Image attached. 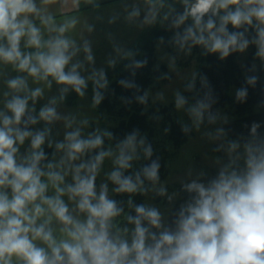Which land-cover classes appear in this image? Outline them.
I'll return each instance as SVG.
<instances>
[{
	"label": "clouds",
	"instance_id": "9594fccd",
	"mask_svg": "<svg viewBox=\"0 0 264 264\" xmlns=\"http://www.w3.org/2000/svg\"><path fill=\"white\" fill-rule=\"evenodd\" d=\"M180 2L183 12H176L168 0H143V7L131 6L126 20L139 21L140 27L169 22L177 30L172 42L189 53L200 46L205 55L218 54L223 60L255 46V57L264 61V0ZM76 24L72 19L54 25L37 0H0V64L27 74L5 81L8 91L0 109V264H264V137L256 122L248 139L228 142L227 161L213 177L182 184L188 199L170 222L158 207L133 205L129 198L135 215H128L127 221L133 228L130 233L127 228L115 229L114 221L124 208L109 195L107 182L97 186L106 159L113 165L106 178L116 194L155 190L164 196L166 188H156L160 163L151 159L153 148L139 130L105 147V138L114 139L112 132L97 128L84 135L81 126L88 125L87 119L73 128L76 118L57 111L69 91L84 97L89 82L95 107L104 99L101 90L109 86L105 69L94 66L91 42L78 43L68 34ZM114 50L121 59L131 60L125 67L133 76L147 63L132 59L136 53L131 50L119 46ZM116 63L108 60L109 67ZM29 77L49 89L53 82L61 86L59 97H52L38 113L35 103L44 89L30 88ZM257 81L256 75L245 77L246 85L254 87ZM201 83L208 91L191 104L175 93L176 108L187 105L197 130L205 120L216 123L219 118L211 110L215 101L206 77ZM119 84L139 90L131 80L121 79ZM194 88L195 78L187 84V90ZM235 95L243 102L248 88L237 89ZM147 96L145 92L136 100L146 104ZM60 120L72 130L55 142L62 153L59 160H48L43 146L47 141L52 147L53 141L47 125ZM41 121L46 126L33 129ZM182 130L191 129L185 124ZM222 135L224 129H217V136ZM26 140L29 148L21 153ZM141 158L150 162L135 170L134 162Z\"/></svg>",
	"mask_w": 264,
	"mask_h": 264
},
{
	"label": "trees",
	"instance_id": "16d2710c",
	"mask_svg": "<svg viewBox=\"0 0 264 264\" xmlns=\"http://www.w3.org/2000/svg\"><path fill=\"white\" fill-rule=\"evenodd\" d=\"M175 9L176 12H181L180 9ZM186 24L188 23L186 22ZM183 27H181V31ZM229 28L231 30V25H229ZM175 31L177 30L172 29L169 22L149 27L132 50L136 53L132 59L146 60L147 63L143 67L135 69L134 76L132 75L133 70L125 67V65L131 63L130 59H121L117 61L114 67H108L106 75L109 86L107 89L101 90L104 99L99 105L95 106L99 117L104 120L107 119L111 123L106 126L105 130L114 134L113 140L105 138V146L114 145L117 140L123 139L126 134L133 130H139L140 134L146 137L147 142L153 148L151 159L159 160L160 180L166 178L168 174V158L194 134V127L179 118L174 111V103L154 102L149 96H147L146 104H141L136 100L137 96L143 95L145 92L148 94L149 89L159 88L171 79L168 64L159 61L158 44L176 55L179 66L187 67L193 61L197 63L195 75L183 87V96L187 98L189 104L202 97L208 91V88L202 86L201 77H206L215 101L212 105V112L217 113L219 107L227 106L233 115V118L224 123L225 135L231 141L240 140L243 142L248 139L253 122L260 124L258 132L264 137V62L262 63L255 57V46L249 47L248 56L243 61H240V53H233L223 60L219 58L218 54L205 55L200 46H194L190 53L187 49H184L187 52L184 57H181L183 50H180L172 42ZM249 34L254 35V31L250 30ZM253 65H255L254 70H252ZM248 75L258 76V81L254 87L245 84V77ZM193 78H195V88L189 91L187 90V84ZM121 79L134 81L139 90L123 88L119 84ZM234 85L238 89L241 87L248 88V96L243 102L237 101L236 93L233 96L230 94L229 90ZM87 91L92 92L93 99L92 85L88 87ZM73 101L68 100L67 102L73 103ZM126 101H130V103ZM185 108H187V105ZM188 121H191L190 118ZM204 123L209 122L205 120ZM185 124L191 129L187 133L182 130V126ZM44 151L48 160H52L53 148L46 145ZM148 162L150 161L141 158L139 161L134 162V169L138 170L141 165ZM200 180H208V177ZM149 183L145 181L146 185H149ZM182 184L180 185L182 196L174 202L169 210L168 222L174 218L180 205L188 199V194L183 191ZM150 191L145 194L115 193L113 199L117 200L124 208L122 215L114 221L115 229L122 232L124 228H127L129 233L131 232L133 225L128 223L127 216L135 215V212L134 207H129L128 200L131 198L133 205L146 204V198Z\"/></svg>",
	"mask_w": 264,
	"mask_h": 264
},
{
	"label": "rangeland",
	"instance_id": "374dc122",
	"mask_svg": "<svg viewBox=\"0 0 264 264\" xmlns=\"http://www.w3.org/2000/svg\"><path fill=\"white\" fill-rule=\"evenodd\" d=\"M86 0H49V3L43 4L42 0H37V4L44 9L46 15L53 17V24L60 26L67 21L72 19L77 20L75 28L69 31V35L77 40L78 43H82V40L87 39L91 42L92 51L94 55V66L96 68H104L105 71L109 67L108 60L115 59L118 60V55L116 52H106V47L92 45V37L89 36L87 27L89 22L85 20L87 17L89 7L84 8L86 10H76L82 7V4ZM169 3L173 4L175 8L180 9L181 12L184 10L183 4L180 0H168ZM99 16H102L98 11L94 12ZM188 24L191 21H186ZM39 26V20H36ZM163 23L159 22V25ZM30 51V49H29ZM186 50H183L181 57H184ZM249 53V48L244 52L240 53V61L247 58ZM157 54L160 62H165L168 64L169 73H171V79L156 89H149L148 96L154 102L162 103H174L175 104V93L179 92L183 95V87L186 82H188L197 70V63L195 61L187 67L179 66L176 61V55L167 51L161 44L157 46ZM83 54L81 53V58ZM261 61V60H260ZM264 61H262L263 63ZM259 63L257 64V66ZM17 75H27L26 73H19L13 69L11 65L0 64V109L3 108V101L5 99L4 92L8 91L5 81L9 78L15 77ZM29 87L34 89L36 87H42L44 89V95L42 98H38L35 103L36 112L38 113L40 108L48 103L52 97H59V88L61 86L56 85L53 82L52 87L49 89L43 83H35L32 78H28ZM89 82V86H91ZM88 89V88H87ZM84 97L78 96L75 92L69 91L65 99L60 102L57 106V111L62 116H74L76 118V124L73 128L80 125V121L83 119L88 120L87 126L82 127V133L87 135L88 133L94 131L95 129H100L104 131L111 123L107 119H102L99 117L96 108L92 103V92L87 91ZM238 89L237 86H232L229 90L230 94L233 96ZM68 100L73 101V103L67 102ZM29 106H32V102L29 101ZM179 118L192 125L189 120V116L186 112V108L177 109L175 106L174 110ZM218 119L216 123H203L199 130L194 128V134L182 144L179 149L172 154L167 161L168 174L166 178L160 180L156 188L163 186L166 188V194L164 196L157 195V191L151 190L146 198V204L158 207L161 213L164 215L166 221L168 218V213L174 202H176L182 196L180 190V185L185 182H189L192 179H203L205 177H213L223 163L227 161V144L231 141L224 131V135L217 136V129L223 128L224 123L229 119L233 118V115L228 110L227 106H221L217 110ZM45 123L41 121L40 123L33 125V129H43ZM51 128V139L53 141V154L52 160H59L62 153H58L55 149V142L62 141L66 131H71L72 129H67L63 120L56 121L51 125H47ZM30 141L26 140L24 145L21 146V153H24L29 148ZM47 141L45 142V147ZM107 147V146H105ZM113 165L110 159H106L100 174L97 177V186L102 182H107L109 186V195L114 198L115 193L111 191L114 187L107 181L106 173L111 171ZM69 181L71 177L67 178ZM207 181V180H203ZM51 194V193H50ZM169 196L173 199L170 201ZM67 201V197L64 198Z\"/></svg>",
	"mask_w": 264,
	"mask_h": 264
},
{
	"label": "crops",
	"instance_id": "0c3cea01",
	"mask_svg": "<svg viewBox=\"0 0 264 264\" xmlns=\"http://www.w3.org/2000/svg\"><path fill=\"white\" fill-rule=\"evenodd\" d=\"M133 4H139L143 7V0H93V3L84 2L82 7L76 10H83L89 7V13L85 20L89 22L88 27L92 31H87L92 37V45L96 50V46L106 47V52H115L114 46H119L125 50H133L139 42L140 37L149 27L159 25L157 22L154 25L139 26V21L129 22L126 20L127 12L131 10ZM98 5V6H97ZM86 10V9H84ZM98 11L102 16L95 14ZM115 17L114 21L110 20ZM121 60L118 57L119 61Z\"/></svg>",
	"mask_w": 264,
	"mask_h": 264
}]
</instances>
